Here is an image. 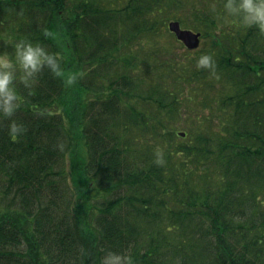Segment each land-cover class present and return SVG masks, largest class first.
Segmentation results:
<instances>
[{
  "label": "trees",
  "instance_id": "trees-1",
  "mask_svg": "<svg viewBox=\"0 0 264 264\" xmlns=\"http://www.w3.org/2000/svg\"><path fill=\"white\" fill-rule=\"evenodd\" d=\"M225 2L0 0V53L27 38L86 72L17 82L20 137L0 116V264H264V34Z\"/></svg>",
  "mask_w": 264,
  "mask_h": 264
},
{
  "label": "clouds",
  "instance_id": "clouds-1",
  "mask_svg": "<svg viewBox=\"0 0 264 264\" xmlns=\"http://www.w3.org/2000/svg\"><path fill=\"white\" fill-rule=\"evenodd\" d=\"M210 7L215 11V4ZM223 8L225 13L233 18L234 24L248 28L256 27L264 34V0H226ZM44 35L50 37L52 34L45 30ZM63 63L64 56L61 53L52 52L45 45L27 38L14 44L12 54L6 51L0 53V116L8 121L7 129L11 138L16 139L26 132L23 123L14 119L21 99L16 88L17 82L26 89H32L47 70L53 77L66 79L67 85L72 86L86 75L85 71L66 73ZM196 67L208 70L215 76V61L209 54L201 55ZM154 155L153 162L157 166H164L166 161L163 149L157 147ZM101 264H132V261L126 254L109 251Z\"/></svg>",
  "mask_w": 264,
  "mask_h": 264
},
{
  "label": "water",
  "instance_id": "water-1",
  "mask_svg": "<svg viewBox=\"0 0 264 264\" xmlns=\"http://www.w3.org/2000/svg\"><path fill=\"white\" fill-rule=\"evenodd\" d=\"M169 30L174 33L179 41H181L188 49L194 50L200 46L201 33L192 30L182 29L177 21L169 23ZM181 137H185V133H180Z\"/></svg>",
  "mask_w": 264,
  "mask_h": 264
},
{
  "label": "rangeland",
  "instance_id": "rangeland-1",
  "mask_svg": "<svg viewBox=\"0 0 264 264\" xmlns=\"http://www.w3.org/2000/svg\"><path fill=\"white\" fill-rule=\"evenodd\" d=\"M186 29V28H185ZM159 42L160 43H162V44H169L170 43V39L167 37V36H163L162 38H160L159 39ZM208 44H209V41L208 40H202L201 41V45H200V47L197 49V50H199V49H201V48H203V47H207L208 46ZM171 47V46H170ZM177 50L179 51V52H182V50L180 49V47L179 46H177ZM196 50V51H197ZM111 64V61H109L108 62V64H104L105 65V68H107L108 70H110V72H114L115 71V68L116 67H114V65H110ZM117 64V63H116ZM9 200H11V198L9 199ZM5 205L6 204H10L9 202H8V200H6L5 202Z\"/></svg>",
  "mask_w": 264,
  "mask_h": 264
}]
</instances>
